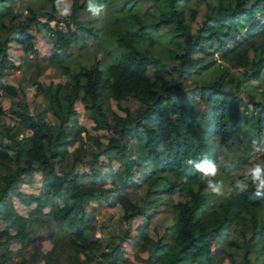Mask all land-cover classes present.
Masks as SVG:
<instances>
[{"label": "trees", "instance_id": "obj_1", "mask_svg": "<svg viewBox=\"0 0 264 264\" xmlns=\"http://www.w3.org/2000/svg\"><path fill=\"white\" fill-rule=\"evenodd\" d=\"M32 1H18L21 2L20 7L27 9L26 18L21 19L16 0H0V8H4L0 9V127L5 114L3 98H17L19 94L18 87L3 81L10 71L18 67L10 57V44L14 42L20 60L24 62L31 51H36V36L30 32V26L39 24L40 20L36 17ZM43 1L51 6L47 22L41 24L52 32L54 41L51 55L55 58L61 57L56 50H65L72 39L77 40L78 31L85 32L95 42L99 41L100 29L86 25L77 16L79 10L87 9V0H71L67 6L69 13L60 17H56V12H59L58 6L63 0H59V4L57 0ZM146 1L158 8L157 1ZM163 1L168 12L152 14L148 20H143L137 12L129 14L126 21H112L108 26L109 34L119 50L113 60L103 64L96 61L77 64L76 67L64 66L65 82L54 83V91L49 92L45 109L41 110L34 101L32 106L22 102L11 108L14 118L25 123L30 134L21 138L11 134L13 144L0 143V218L8 221L0 228V249L3 248L0 250V264H36L30 261L34 257L37 260L45 258V264H62L65 261L57 254V247L43 254L34 249L31 259L24 256L23 249L33 242L34 227L39 224H46L44 229L47 231L53 224H58L73 235L68 242L69 238L63 234L60 240L66 241H61L59 247L68 245L75 257L82 252L86 257L98 256L96 259L102 263L118 264L122 256L118 245L111 251L104 249L101 238L90 230L86 206L92 205L94 208L103 204L106 191L95 184V180L86 181L89 176L97 178L96 170H85L79 176H70L68 173L60 175L55 168L64 162L68 147L81 140V132L89 136L78 121L75 109L78 100L85 103L86 116L111 134L99 154H92L93 158L106 157L109 162H119L122 168L131 159L133 170L130 168V174L137 172L141 180L146 181L144 209L157 204L160 205L159 210L163 208L172 216L173 222L156 240L151 239L145 231L151 215L139 222L135 233L124 232L122 239L125 241L139 235L143 241L142 250L153 247L146 264H214L221 261L217 256L224 250L223 241L229 227L239 219L244 220L242 215L246 213H252L253 218V211L263 207L264 192L256 194L249 175L246 186L238 194L227 192L215 204L207 206L205 202L211 199L205 194L207 184L187 161L211 158L208 148L210 138L219 136L227 141L232 137L235 125L233 122L228 126L226 117L238 116V100L233 95V89L226 87L231 76L230 68L239 69V74L251 79L264 74V55L253 59L248 53L249 49L238 48L242 39L255 29L264 32V23L257 17V12L264 9V0H254L248 6L244 0H234V6L228 12L207 14L195 32H192L182 10L184 0ZM94 2L105 6L106 0ZM7 6L16 9L15 12ZM55 19L57 25L50 27L51 20ZM60 23L64 28L60 27ZM246 23L252 26L243 35L242 28ZM164 26L168 27L173 38L180 41L179 49L172 50L174 58L170 62L135 45L136 37L154 39ZM216 52L225 65L214 61L210 63L207 67L212 65L211 68L216 69L215 76L196 84L188 95L184 91V83L194 72L196 64L204 56H213ZM165 66L169 69L160 68ZM170 69L175 73L173 78H169ZM38 75L39 72L30 75L32 84L36 86L34 96L42 91V85L37 81ZM186 97L199 98L204 102L205 110L200 111L186 104ZM128 98L138 102L136 110L123 105ZM111 99L119 110L110 106ZM48 114L53 115L55 121L48 120ZM129 140L136 143L135 157L129 155ZM34 171L42 173L47 192L60 201L53 204L47 214L41 211L43 203L39 196L18 190L19 183ZM105 174L102 180L110 175H115V179L121 178L110 168ZM167 175L173 179L168 181ZM129 184L132 188V185L139 186L140 182L130 181ZM174 192L180 193L182 200H174ZM163 194L167 196L163 197ZM14 197L24 205L35 202L36 206L26 215L12 213L9 207ZM116 198L123 208L122 221L139 219L141 203L136 204L129 192L118 191ZM50 218L54 223L49 224ZM12 228L14 232H11ZM168 240L176 244L175 248L170 246ZM14 241L20 242L17 251L9 249ZM213 244L216 247L213 248ZM245 262H248V258Z\"/></svg>", "mask_w": 264, "mask_h": 264}, {"label": "rangeland", "instance_id": "obj_2", "mask_svg": "<svg viewBox=\"0 0 264 264\" xmlns=\"http://www.w3.org/2000/svg\"><path fill=\"white\" fill-rule=\"evenodd\" d=\"M19 0H16L18 3ZM29 1V0H28ZM158 2V8L150 1L146 0H106L103 11L99 16L94 17L87 9L79 10L77 13L79 21H82L86 25L93 28H99V41L91 39L85 32L77 34L79 35L77 40L72 39L70 46L65 50H56L61 55L60 59L55 58L53 53V41L52 32L44 27L41 22H47L48 13L51 11V6L44 3L43 0H33L32 6L36 13V17L40 20L39 24H32L30 26V32L33 33L36 38L34 40V46L36 51L28 54L27 60L24 62L20 60L19 51L16 49L14 42H11L9 48L10 57L17 63L18 67L10 71L3 81L5 83H12L18 87L19 94L17 98L4 97L2 105L5 114L1 118L2 126L0 127V143L13 144V140L10 139V135L13 134L18 138L27 136L30 134V129L25 123L18 121L11 113V108L16 103L28 102L32 106V102L39 106V108L45 109L48 105L49 92L54 91V83L58 81L65 82V74L63 72L64 66L76 67L77 64H92L96 61L110 62L113 60V56L117 53L118 46L109 34V25L112 21H126V18L131 13H139L143 20H148L152 14L161 13L162 11L168 12L166 3L163 0H155ZM245 5H250L254 0H244ZM30 3V4H31ZM71 3V0H63L58 9H63ZM21 2L18 3L19 7ZM234 6V0H184L181 3L182 10L184 12L187 23L190 25L192 32H195L205 18V16L214 12L226 13L230 7ZM15 12L13 9L7 6ZM4 9V8H0ZM21 13L18 16L21 19H25L27 16V9L23 6L18 9ZM56 17H60L59 12H56ZM258 19L264 23V9L257 12ZM8 20V18H7ZM57 20H51L50 27L57 25ZM124 23L121 24L123 26ZM251 23H246L242 28L243 35L247 34L251 28ZM60 27L64 28V25L60 23ZM75 29V28H74ZM242 35V36H243ZM241 36V37H242ZM100 42V44H97ZM135 45L145 50L148 53H153L165 62H170L173 58V48L179 49L180 41L173 38L168 30L167 26L159 29L154 39H146L142 37H136ZM256 48L254 49V47ZM245 47L250 54V57L257 59L258 56L264 55V32L255 29L251 35L242 39L238 48ZM262 49V50H261ZM261 50V51H260ZM214 61L220 65L225 63L220 59L219 53L216 52L213 56H204L196 65L194 72L190 78L184 83V91L190 95L193 87L196 84H200L206 78H211L217 73L216 69L211 68L212 65L207 67ZM168 65V64H167ZM169 67V66H168ZM163 70H167V66L160 67ZM153 68L151 69V71ZM231 76L226 83V87L233 89V95L238 100V116L226 117L227 125L230 126L234 122L235 130L232 133V137L223 141L219 136H214L209 140V158L215 163L219 169V175L217 180H222L225 186V195L227 192H233L238 194L247 184L248 175L247 169L253 164L260 163L264 165V74L259 75L255 79L251 77L242 76L238 72L239 69L233 67L230 68ZM264 72V64L262 65ZM39 72L37 81L42 85V91L34 96L36 86L31 82V74ZM169 78H173L175 73L170 69ZM251 79V80H250ZM51 85V86H50ZM50 86V87H49ZM175 97V92L171 91ZM184 102L188 105H193L195 108H199L200 111L205 110V104L199 98H184ZM129 106L132 110H136L138 102L133 98H128L123 102V105ZM110 106L116 110H119L114 100H110ZM78 121L86 129L89 134L81 132V140H76L72 145L68 147V154L65 156V160L62 164L56 165V170L60 175L69 174L70 176H79L85 170H96L97 178L89 176L86 180L88 182L95 180V184L99 187L102 186L106 191L104 192V202L99 206L92 205L86 206L87 217H90V230L94 232L95 236L101 238L102 246L104 249L113 250L116 245L122 251L121 257L118 260V264H146L150 257L153 247H147L148 249L142 250V240L139 235L130 237L126 241L122 239L124 232H133L142 220L151 215L148 226L145 231L149 237L156 240L163 235L165 229L171 225L172 216L169 212H166L163 208L159 210L160 205L157 204L145 207V180H141L140 174L133 172L130 174V168L133 170V161L128 160V165L123 168L119 162L108 161L107 158L100 156L93 158L92 154L98 153L102 150L103 146L107 143L110 132L100 126H96L93 120H90L87 115L85 103L78 100L75 104ZM45 111V110H44ZM44 111H41L44 113ZM55 117L48 114V120ZM57 123V121H56ZM92 137V138H91ZM98 141V143L96 142ZM128 149L130 151V157H135L136 143L134 140L128 141ZM255 142V146H254ZM91 161V163H89ZM147 167H150V165ZM110 168L114 173L120 175V179H115V175H110L102 180ZM137 171V170H136ZM130 174V175H129ZM131 182H140L139 186L134 187L129 184ZM173 178L167 175V180L171 181ZM127 181V182H125ZM129 181V182H128ZM132 184V183H131ZM136 189H134V188ZM196 187V186H195ZM18 190L39 196L42 203L41 211L48 213L50 207L53 204L60 203V201L51 196L47 192L45 187L44 177L40 171H34L31 176L28 175L25 179L19 183ZM207 194L212 199L207 200L205 203L207 206L215 204L221 197L213 195L206 187ZM129 192L132 200L136 204L142 206L141 213L137 216L139 219L135 221H122L123 208L120 202L117 201V192ZM167 194H163L166 197ZM174 200H182L180 193H173ZM96 202H93V204ZM36 203L24 205L19 202L17 198L12 199V205L9 207L12 213H18L20 215H26V213L33 209ZM159 210V212H158ZM93 212V216H91ZM244 220L239 219L237 223L232 224L229 227L225 235L224 250L217 256L221 261H217L214 264H264V205L262 208L253 211L252 213H246ZM254 219V220H253ZM52 218L49 219V224L54 223ZM8 224V221L0 218V228H3ZM51 227L50 231L44 229L46 224H39L34 227L35 235H33V242L29 243L23 249L24 256L26 258L31 257L34 249H38L42 254L51 250L53 247H57V254L65 259L62 264H101L99 259H96V255L89 257L82 252L77 253L78 257L73 256V251L68 245L59 247L62 235L68 237L70 242L73 235L69 232H65L58 224ZM169 231V230H168ZM14 232V228L11 229ZM256 232V233H255ZM262 235V236H261ZM259 240L257 241V239ZM170 242V240H168ZM67 244V242H65ZM171 243V242H170ZM171 247L175 248L176 244L171 243ZM262 246V247H261ZM20 247V242L14 241L9 245V249L17 251ZM117 247V246H116ZM216 247L213 244V248ZM261 247V249H260ZM1 248L0 250H2ZM174 252H172L173 255ZM95 257V258H94ZM248 258V262L245 259ZM63 259V260H64ZM36 257L30 261H35L36 264H45L46 259L41 258L36 261ZM15 262V261H13ZM103 262L102 264H107ZM160 264V263H155ZM195 264V263H189Z\"/></svg>", "mask_w": 264, "mask_h": 264}, {"label": "clouds", "instance_id": "obj_3", "mask_svg": "<svg viewBox=\"0 0 264 264\" xmlns=\"http://www.w3.org/2000/svg\"><path fill=\"white\" fill-rule=\"evenodd\" d=\"M59 4V0H57ZM87 10L94 16H99L103 11V6L98 5L94 0H87ZM60 15H67L69 8L65 7L62 10L58 9ZM255 146V142H254ZM187 164L193 167L198 173L201 174V179L206 182L208 190L216 197L225 196V186L222 180H217L219 175V169L215 163L210 159L204 158L201 160L189 159ZM247 175L250 176L252 183L255 185V191L257 195H261L264 192V165L256 163L248 167Z\"/></svg>", "mask_w": 264, "mask_h": 264}, {"label": "crops", "instance_id": "obj_4", "mask_svg": "<svg viewBox=\"0 0 264 264\" xmlns=\"http://www.w3.org/2000/svg\"><path fill=\"white\" fill-rule=\"evenodd\" d=\"M8 74H10V72H9ZM8 74H7V75H8ZM7 75H6V76H7ZM6 76H5V77H6ZM8 84L14 85V84H12V83H8ZM97 237H98V236H97Z\"/></svg>", "mask_w": 264, "mask_h": 264}]
</instances>
